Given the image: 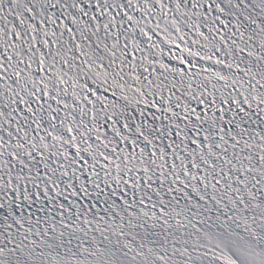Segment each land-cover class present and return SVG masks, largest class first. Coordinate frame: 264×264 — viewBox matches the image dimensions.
<instances>
[{
  "label": "snow or ice",
  "instance_id": "6c2138e0",
  "mask_svg": "<svg viewBox=\"0 0 264 264\" xmlns=\"http://www.w3.org/2000/svg\"><path fill=\"white\" fill-rule=\"evenodd\" d=\"M0 264H264V0H0Z\"/></svg>",
  "mask_w": 264,
  "mask_h": 264
}]
</instances>
